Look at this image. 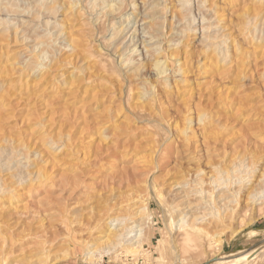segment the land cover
<instances>
[{"label": "rangeland", "instance_id": "374dc122", "mask_svg": "<svg viewBox=\"0 0 264 264\" xmlns=\"http://www.w3.org/2000/svg\"><path fill=\"white\" fill-rule=\"evenodd\" d=\"M128 1L117 19L87 0H0V264H165L161 238L181 264H209L264 242V200L243 202L264 187V0ZM75 39L89 53L81 62L67 48ZM231 173L244 179L241 204L201 225L212 236L200 257L194 239L165 228L179 197L168 188L201 180L212 191ZM140 203L150 245L87 262L78 241L105 240L95 221Z\"/></svg>", "mask_w": 264, "mask_h": 264}, {"label": "bare ground", "instance_id": "6f19581e", "mask_svg": "<svg viewBox=\"0 0 264 264\" xmlns=\"http://www.w3.org/2000/svg\"><path fill=\"white\" fill-rule=\"evenodd\" d=\"M64 1H66L67 6L71 5L73 8V5H75L78 0L74 1V2H71L69 0H64ZM97 1L98 0H87L86 4L88 5L87 7L90 8L89 9L90 13L93 12L95 10V8L96 9L99 8V9H101V11L108 8L106 11H103L100 14V17L112 16V18L118 19L122 15L123 10H121L120 5H118L120 0H113V2H116V4H114V5L110 4L111 1H109V2H107V5L104 8H101L104 4H106L104 2V0H99V4L96 3ZM90 2L91 3L93 2V3L90 5ZM127 5L128 6L131 5L130 0L128 1ZM82 8H81V10H79L77 12H83ZM84 10L87 11L88 9L86 10L84 8ZM51 11L53 13L52 8L50 10V13H51ZM107 15H109V16H107ZM155 15H156L155 13L154 14L150 13L148 15V18H150V20L153 21L155 19V18H153ZM63 16H66V14H64ZM66 17L67 18H65V17L64 18L67 19V21H69L70 18L68 16H66ZM100 17H98L96 19V21H93V23L98 24L96 22H99L98 20L101 19ZM70 21H71V19H70ZM103 21H104V19H103ZM46 23H45V25H46ZM63 23L66 24V21ZM99 23L101 24V22H99ZM137 23H138V21L136 22V24ZM109 25L110 24H108V26ZM59 26H65V25H59ZM96 27H98V26H96ZM96 27H95V29H97ZM143 29L144 30H142V31H144L145 36L146 35L148 36L146 42H149V44H151L150 42L152 40H155L156 37L153 36L152 33H150L149 28H148V30L146 29L147 31L145 30V28H143ZM70 37L72 38V36H70ZM70 37H69V39H71ZM132 38H131V40H133ZM135 38H137V37L135 36ZM75 40H70L69 41L70 44L68 45L67 48H70V51L73 52L72 55L75 57V59L79 60V62H81V61L85 60V58L87 57V55L89 53L86 52L85 50H83L85 47L84 45H82L83 42H80L78 40L75 41ZM108 41H110V40H108ZM141 43L143 44L142 49L145 50L146 54H149L150 51H154V52L160 54L159 52H157V49H160L159 47L158 48L154 47L153 49L149 50L144 45L145 41L140 42V44ZM133 46H136V45L134 44ZM133 50L135 51L136 47ZM133 50H131V51H133ZM89 58H92V56H90ZM131 62L133 63V61L131 59H128V60L124 61V64L131 63ZM158 66H159V63H157L156 67H158ZM101 70H103V71L106 70L105 66H102ZM166 70H167V67L159 68L158 75H164V73L167 72ZM128 82H129V84L131 83L130 80ZM231 174H232L231 176H230V174L223 175L220 178V180L219 179L217 180V178H216V179L210 181L209 184L210 185L214 184L215 185L214 187L217 189L216 195H213L215 188H213L212 191H209L207 189L206 190L203 189L202 188L203 182H201V180H197V183H196L197 187L192 189V190H190V188L187 187V184H182V183H176L175 185H173V187L171 186V188H168L169 191H171V189L174 190V192H172V193H174V194H172V196L174 195L173 196L174 198H175V195H178L179 197H176V198H178L177 202L173 201L174 203L171 204V205L174 204V206L171 207L169 210L170 216L168 218L166 217V219H165V228L167 229V231L170 235L172 233L182 234V237H183L185 242L192 241L194 239L197 243L196 248H198V250H199L198 256H200V257H204L205 251L208 250L207 248L210 247V242H211L210 238L212 235L209 234V231H208L209 229L207 230L206 226L209 225L210 227H212V225H215L216 222H218V221L220 222L221 220L226 218L227 217L226 215H229L227 217V219L225 220L226 222L232 220L233 214L235 215V213L238 212L237 208H239V206L241 204L240 196H241L242 191H244V189H245L244 187H246L244 184V181H243L244 179L239 178V177L237 178V176H234L233 173H231ZM263 177H264V175H263ZM262 182H264V180ZM260 183H258L259 184L258 186H260L258 189L246 190V191H248L247 192L248 194L246 196V199H244V201H243V202L246 201L245 204H247V202H249L253 205V204H256L258 201L264 200V197L261 198L264 195V187H261L262 185H260ZM263 186H264V184H263ZM224 189H226V190L224 191ZM221 191H224V192H221ZM190 196H193V198L194 197L197 198V200H195L194 202H191L189 199ZM157 198L163 199V198H161V196L159 197V194H158ZM179 203H181V205H179ZM249 205L250 204H248L247 206H249ZM247 206L245 205V207H247ZM160 207H161V205H160ZM131 208L135 212V213L133 212V215L119 216L117 213H115V214L111 213V215H108L109 213L107 214L105 212L104 215H102L98 220L95 221L94 228L99 227V229L101 226L100 223L102 224V222L103 223L106 222V224H104L105 229L103 228L104 226L102 224V226H101L102 228L98 232L99 235L100 234L103 235L100 237L97 236V237H99L98 239H102V238L105 239L101 244H99V246H98L97 242L93 243V242H90L87 240H83L81 242L78 241V244H80L81 247L83 248V250H85V255H86L85 260L87 262H92L94 260L95 255L98 252L97 250H99V249L101 251H103V253L106 255H111V256L116 255V257H117L120 255L119 250H124L126 252V256L128 254L133 256V255H137V253L140 254V252H138V250L140 251V248L142 245H144V244L150 245V239L145 232V225L150 223L148 206L146 204L140 203L137 205H133ZM175 213H177L176 216H172ZM261 215H264V211H263V214H261ZM113 223H115L116 225H113ZM202 224H206V226H205L206 229L202 227L203 226ZM111 226H114L113 229H110ZM209 226H208V228H209ZM40 231L35 232L36 235H38V233H41ZM98 233H97V235H98ZM43 234L44 233H42V235ZM38 237H39V235H38ZM43 237H45V236H43ZM97 237H96V239H97ZM69 239H71V241L74 242V244L76 245V243H75L76 239L73 235L70 236ZM229 239H228V241H229ZM38 240H39V242L38 241H36V242H38L39 246H43L44 244L47 243L46 237L41 238V239L39 237ZM159 240H160V250H159L158 254L159 255L162 254V257L164 256L163 261H165V264H175L176 262L181 264L182 259L179 258V254L177 253L176 247L174 246V244L172 242H169V244L166 246L165 245V243H166L165 238H161ZM246 253L247 252H237V253H233L230 256H225V257L222 256L218 260L213 261L209 264H264V242L258 244L252 250H250L247 253L249 255H247ZM168 254L173 258V260H174L173 262L167 261L166 256ZM100 255H101V253H100ZM126 256H124V257L126 258ZM195 257H197V256H195ZM200 260H204V259H200ZM115 262H116V260H115Z\"/></svg>", "mask_w": 264, "mask_h": 264}]
</instances>
